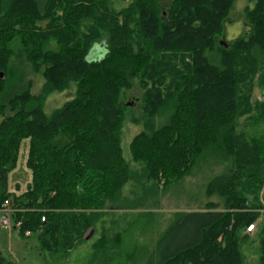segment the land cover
<instances>
[{"label": "trees", "instance_id": "1", "mask_svg": "<svg viewBox=\"0 0 264 264\" xmlns=\"http://www.w3.org/2000/svg\"><path fill=\"white\" fill-rule=\"evenodd\" d=\"M234 2L172 0L163 8L131 0L116 10L105 0H0V212L11 208L12 228L36 234L45 250L71 249L95 231L108 203L125 208L128 183L142 186V205L212 153L232 164L209 188L224 208L179 216L190 229L171 244L164 236L147 264H247L243 243L252 237L264 264V142L248 147L237 133L247 84L264 67V0L246 7L249 30L225 42ZM101 42L105 53L94 58ZM27 65L44 77L38 93L24 80ZM135 88L139 169L121 146ZM63 91L71 98L48 114V96ZM24 141L31 181L16 191L9 174ZM104 236L96 256H107Z\"/></svg>", "mask_w": 264, "mask_h": 264}, {"label": "rangeland", "instance_id": "2", "mask_svg": "<svg viewBox=\"0 0 264 264\" xmlns=\"http://www.w3.org/2000/svg\"><path fill=\"white\" fill-rule=\"evenodd\" d=\"M105 1L110 8L116 10L126 7L131 2V0ZM159 2L163 8H167L172 0ZM252 5V0H235L223 34L220 36L223 41L231 42L249 30L246 7ZM105 46L104 42L97 43L92 56L102 57ZM23 69L24 80H31L32 92L38 93L44 83L42 73L35 72L29 65L23 66ZM247 85L248 98L239 110L237 133L250 147L253 142H264V67L260 66V71ZM70 98L71 94L68 91L54 92L48 96L44 109L50 114ZM141 98V92L135 88L125 99L127 103H133L134 107L127 112L121 135L123 155L131 169L141 167L140 163L132 160L131 151L134 138L143 130V124L133 120V116L139 117L142 114L141 109L137 107L141 103ZM9 112L8 110L7 113ZM164 120L165 116L158 117L157 124L160 125ZM28 145V141L23 142L18 163L9 174V186L12 190L24 191L31 181V171L26 165ZM231 166L230 161L210 153L197 163L189 175L164 188L158 187L155 194H150L142 205H137L143 194L142 186L133 182L128 183L123 194L130 202L124 204L125 208L113 209L108 203L102 211L93 235L86 241L77 242L71 249L60 247L58 250L48 251L42 248L36 234L24 236L18 229H12V226L7 227L9 230L3 229L2 218L7 215L5 211H1L0 257H4L3 261L6 264H147L164 236L165 243L171 244L175 238H182L190 229L189 225L185 224L186 221H182L179 216L210 207L224 208V201L219 192L210 193L209 188L219 176L228 173ZM254 231L255 228L250 233L253 234ZM103 236L108 245L106 257H101L100 254L96 256L95 253V244ZM242 250L247 264H258L253 237L243 243Z\"/></svg>", "mask_w": 264, "mask_h": 264}, {"label": "built area", "instance_id": "3", "mask_svg": "<svg viewBox=\"0 0 264 264\" xmlns=\"http://www.w3.org/2000/svg\"><path fill=\"white\" fill-rule=\"evenodd\" d=\"M4 211L7 213V214H6L7 216H5V217L2 218V224H3L5 227H10V226H12V224H11V219H10L8 213L11 211V208H10V207H5V208H4ZM43 220H44V218H43ZM19 225H20V222L17 223V226H19ZM254 228H255V225H254V224H250V225L247 227V231H248V232H251ZM26 235H30V232L28 231V232L26 233Z\"/></svg>", "mask_w": 264, "mask_h": 264}, {"label": "water", "instance_id": "4", "mask_svg": "<svg viewBox=\"0 0 264 264\" xmlns=\"http://www.w3.org/2000/svg\"><path fill=\"white\" fill-rule=\"evenodd\" d=\"M223 44H224V42H222ZM0 77H3V74L1 73L0 74ZM131 104H133V103H131ZM93 233H94V230H92L90 233H89V235L86 237V239L88 240L92 235H93Z\"/></svg>", "mask_w": 264, "mask_h": 264}, {"label": "crops", "instance_id": "5", "mask_svg": "<svg viewBox=\"0 0 264 264\" xmlns=\"http://www.w3.org/2000/svg\"><path fill=\"white\" fill-rule=\"evenodd\" d=\"M3 229H6V230H9L7 227H5V226H1ZM12 229H15V228H12ZM12 229H10V230H12ZM26 236H30V235H26ZM1 253V252H0Z\"/></svg>", "mask_w": 264, "mask_h": 264}]
</instances>
